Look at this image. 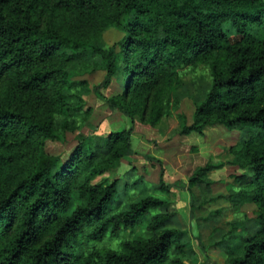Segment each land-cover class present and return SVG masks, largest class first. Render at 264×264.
Listing matches in <instances>:
<instances>
[{"label": "trees", "instance_id": "1", "mask_svg": "<svg viewBox=\"0 0 264 264\" xmlns=\"http://www.w3.org/2000/svg\"><path fill=\"white\" fill-rule=\"evenodd\" d=\"M49 6L100 12L102 25L112 23L122 34L106 48L96 46L58 24L44 25L42 12ZM163 55L172 66L203 63L210 74L181 133H200L214 123L243 130L229 144L240 169L231 174L237 188L224 197L232 209L253 203L255 227L233 222L210 243L224 251V264H264V0H0V75L8 67L15 72L12 104L0 102V165L29 136L64 140L70 115L84 103L88 69L102 70L91 92L129 119L100 142L80 134L64 159L41 148L30 155L25 175L0 198V264H183L193 252L173 225L172 212L161 210L172 190L156 156L144 154L158 164L156 193L121 204L115 180L91 181L133 152V110L123 96L105 95L102 88L120 69L124 89L129 85L138 93ZM43 91L47 114L37 116L33 100ZM211 166L197 165L188 184L208 183ZM10 226L16 230L11 234ZM136 226L142 227L139 238L85 251L75 245L81 236L98 240Z\"/></svg>", "mask_w": 264, "mask_h": 264}, {"label": "rangeland", "instance_id": "2", "mask_svg": "<svg viewBox=\"0 0 264 264\" xmlns=\"http://www.w3.org/2000/svg\"><path fill=\"white\" fill-rule=\"evenodd\" d=\"M42 20L44 25L53 22L72 36L102 48L122 34L112 23L102 25L105 18L100 12L87 15L57 7L51 9L49 6L42 12ZM59 59V55H56V65ZM88 70L83 73L86 86L81 88L84 103L70 115L69 130L65 132L64 140H41L34 135L23 139L16 151L11 150V158L0 165V198L25 175L30 155L39 148L64 159L76 147L82 137L80 134L89 135L94 142H100L107 132L129 125L126 115L107 108L102 98L90 90L91 84L98 80L101 68L92 73ZM14 78L12 67L6 68L0 75V102L12 104L9 90ZM124 82L125 75L119 69L102 92L105 95L123 96L125 103L132 108L130 145L133 152L121 157L110 169L94 175L91 181L115 180L122 196L121 204L140 193H156L153 187L156 185L158 164L148 160L144 154L156 156L163 165V179L171 184L172 190L169 202L161 210L172 212L173 225L183 230L182 238L195 253L190 257L184 256V264H223L224 255L211 245V240L224 234L233 222H241L249 230L255 227L253 203H244L232 209L224 197L228 191L237 188V181L231 174L238 173L240 169L233 162L229 144L240 139L243 130L214 123L204 127L200 133L180 132L182 124L191 120L194 102L203 98L209 86L210 74L203 63L172 66L163 55L149 84L144 85L138 93L134 94L133 87L129 85L124 89ZM37 95L33 100L35 114L45 116L48 95L44 91ZM205 162L213 165L205 172L208 183L188 184V176L197 165ZM13 228L9 227V234L16 231ZM141 228H124L115 236H103L92 241L81 236L80 242L75 245L84 251L113 246L120 238H139ZM45 234L46 231L41 238Z\"/></svg>", "mask_w": 264, "mask_h": 264}, {"label": "crops", "instance_id": "3", "mask_svg": "<svg viewBox=\"0 0 264 264\" xmlns=\"http://www.w3.org/2000/svg\"><path fill=\"white\" fill-rule=\"evenodd\" d=\"M213 247H215V246H213ZM218 250H220V251H222V253H223V264H224V258H225V253H224V251L223 250H221L220 248H218V247H216ZM194 253V250H193V252L190 254V255H192ZM195 254V253H194ZM193 254V255H194ZM190 255H189V257H190ZM183 264H184V259H183Z\"/></svg>", "mask_w": 264, "mask_h": 264}]
</instances>
